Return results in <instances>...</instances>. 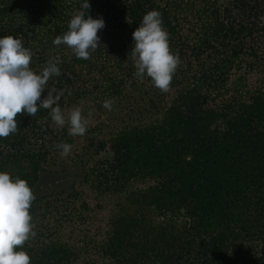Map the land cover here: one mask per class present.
Listing matches in <instances>:
<instances>
[{
  "label": "trees",
  "instance_id": "16d2710c",
  "mask_svg": "<svg viewBox=\"0 0 264 264\" xmlns=\"http://www.w3.org/2000/svg\"><path fill=\"white\" fill-rule=\"evenodd\" d=\"M82 2L0 0V37L19 38L37 73L59 61L61 75L49 79L42 99L63 90L62 111L90 100L85 117L107 115L117 126L109 138L99 139L101 127L89 131L81 151L112 157L96 159L86 175L83 166L78 183L116 197L117 209L103 231L78 241L62 233L88 223L91 207L80 189L38 191L42 175L59 167L56 145H74L68 128L53 129L41 109L17 114V132L0 138V171L26 180L36 197V235L22 246L31 264H264V92L248 90L245 79L251 62L264 65V0H89V14L105 27L87 60L53 44L74 12L88 14ZM151 10L161 13L180 56L167 92L133 75L132 33ZM230 93L231 100L206 106Z\"/></svg>",
  "mask_w": 264,
  "mask_h": 264
},
{
  "label": "clouds",
  "instance_id": "9594fccd",
  "mask_svg": "<svg viewBox=\"0 0 264 264\" xmlns=\"http://www.w3.org/2000/svg\"><path fill=\"white\" fill-rule=\"evenodd\" d=\"M90 8L89 0H83L81 9L88 10V14L83 10L74 12L68 30L53 40L56 46L64 44L71 48L77 59H89L91 51L100 47L98 32L105 27V20L93 18ZM132 37L131 54L136 69L133 75L139 80L147 77L154 87L167 92L180 64V56L170 48L161 13L157 10L147 12ZM31 61V50L19 38L0 37V138L17 132V114L33 117L41 109L49 110L48 115L56 126L67 124L70 136L84 135L87 118L81 109L74 108L65 116L58 104L63 90H47L42 99L49 79L61 75L59 61H47L39 73L30 67ZM103 107L111 110L112 101L105 100ZM91 115L89 111L88 117ZM56 147L62 156L71 153L72 146L68 143L61 142ZM35 198L26 180L0 171V264H31V257L22 246L36 235L30 214Z\"/></svg>",
  "mask_w": 264,
  "mask_h": 264
},
{
  "label": "rangeland",
  "instance_id": "374dc122",
  "mask_svg": "<svg viewBox=\"0 0 264 264\" xmlns=\"http://www.w3.org/2000/svg\"><path fill=\"white\" fill-rule=\"evenodd\" d=\"M247 43L250 44L251 42L247 40ZM117 59V56H116ZM251 64L254 65V70L250 71L249 73H246L245 79L248 90L254 89V88H261L264 92V65L258 66L257 63L251 62ZM246 71H243V74ZM242 100L245 102L249 101V96L246 93L242 94ZM234 97L233 93H230L226 96H221V98L218 101H209L208 106L209 108H212L219 104L220 101L224 99L231 100ZM90 100L82 101L80 104H76V108H80L82 113L83 109L87 106H91ZM74 107V108H75ZM71 108L70 110L74 109ZM70 110H65V116L68 115ZM97 112V111H96ZM94 117H86L87 118V130L86 133L82 136H72L73 146L71 148V153L69 156L65 157L62 156L60 153L58 156L55 155L56 158H58V164L59 167H55L52 169L51 173L43 174L42 178V184H40L38 191L39 195L42 197L44 195H49L52 192H57L60 195L70 194L73 193L76 189H80L82 192V199L86 200L91 207V213L90 218L88 220L87 225H85L81 230H78L74 227H68L62 235L64 237H74L75 241L78 238V235L81 233L83 234L86 231H90L88 234L89 236L91 234H95L99 229L104 230L103 227L107 223V219L111 216V214L116 211L117 209V198L116 197H106L97 194L94 192V190L86 185L80 186L78 183L82 181V178L86 175L87 170L91 169L92 167L95 168L96 163L95 160L98 159L94 157V154L91 149L87 152L81 151L82 148L87 147L88 143L87 140L89 138H92L93 135L89 133L91 129H95L97 127H101V131L99 133V139L101 138H109L112 134L116 132L117 126L114 124V122H110L107 120V115L101 117V115L94 114ZM111 117H114V112L110 114ZM102 123V124H101ZM51 124L54 126V128H57L58 130L63 127H58L55 125L53 121H51ZM65 128H68V125L66 124L64 126ZM79 136V137H78ZM87 137V138H85ZM86 149V148H84ZM77 154H84L83 156H76ZM112 156L109 154L103 153L101 156H99V159L101 160H108L111 159ZM98 159V160H99ZM85 166L86 171L85 175H83L82 167ZM88 174V173H87ZM79 175V179L77 182V176ZM66 192V193H65ZM101 207V208H99Z\"/></svg>",
  "mask_w": 264,
  "mask_h": 264
}]
</instances>
